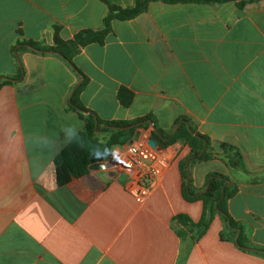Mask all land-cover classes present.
Instances as JSON below:
<instances>
[{"label":"crops","instance_id":"1","mask_svg":"<svg viewBox=\"0 0 264 264\" xmlns=\"http://www.w3.org/2000/svg\"><path fill=\"white\" fill-rule=\"evenodd\" d=\"M134 4L0 0V83L10 82L0 86V264H264V0H154L132 19L112 20L104 42L82 47L70 64L21 44L52 46L55 26L65 41L101 30L108 5ZM83 81L77 98L96 119L152 122L113 145L103 168L58 186L53 160L84 127L70 109ZM120 88L133 95L128 107ZM179 119L208 137L210 159L191 160L180 140L154 146L153 128L167 142ZM135 139L168 165L140 202L129 193L137 177L113 175L110 155ZM223 143L237 148L244 171L220 158ZM184 160L193 192L210 174L229 180L226 210L243 248L218 215L197 241L177 237V215L197 223L203 212L202 201L183 199Z\"/></svg>","mask_w":264,"mask_h":264},{"label":"trees","instance_id":"2","mask_svg":"<svg viewBox=\"0 0 264 264\" xmlns=\"http://www.w3.org/2000/svg\"><path fill=\"white\" fill-rule=\"evenodd\" d=\"M154 0H135V4L132 8L121 9L114 5H108V14L104 18L103 28L101 30H83L78 32L70 40H62L59 35V27H54L53 45L50 47L41 46L39 43L32 41H25L21 43L28 46L34 51L43 53V51L50 50L54 54L60 56L69 64L71 59L75 56L79 50L89 44L98 43L102 44L107 34L111 31L112 20H129L137 15L143 13L149 4ZM164 3H199V4H222L227 2H236L239 7H242L246 0H160ZM44 54V53H43ZM20 73L17 75V79L20 78ZM10 83L9 81H2L0 86ZM85 81L76 88L75 93L72 96L70 109L77 111L84 121V127L80 133H78L70 143L54 158L53 160V173L56 185H64L73 177H81L87 174L89 167L97 165L107 160L109 156L110 148L113 145L125 142L135 135L138 128L147 126V122H152L150 117H145L131 122H104L97 119V126H95V120L92 114H86L83 105L79 102L77 94L84 86ZM117 98L120 104L124 107H128L133 95L125 88H120L117 94ZM183 119L177 120L176 124L180 123ZM146 121V123H143ZM142 123L140 126H133L136 123ZM117 127V128H111ZM129 127V128H127ZM195 134L189 133L185 124L181 123L176 133L172 135L164 146H167L177 140H180L186 144L190 149L189 158L191 160H206L212 157V154L208 152L209 139L205 135L195 132L194 128H191ZM223 154L220 157L229 168L245 170L244 161L237 150L232 145L221 144L220 145ZM181 173V193L183 199L187 202L202 201L203 212L200 220L197 223L192 222L185 215H177L174 221L177 224L175 232L178 238H185L189 236L193 241H197L203 236L209 227L213 217L218 215L225 226V230L229 234L236 235L239 229L238 224L233 221L226 210V202L235 193L233 186L226 185L229 181L227 178L220 174H210L205 183V190L200 193L193 192L186 183L187 180V168L186 161H181L179 164ZM225 186L223 194L222 187ZM221 240H229L224 233L220 234ZM237 246L243 248L242 234L236 241ZM257 251V250H254ZM258 252V251H257Z\"/></svg>","mask_w":264,"mask_h":264},{"label":"built area","instance_id":"3","mask_svg":"<svg viewBox=\"0 0 264 264\" xmlns=\"http://www.w3.org/2000/svg\"><path fill=\"white\" fill-rule=\"evenodd\" d=\"M110 155L114 171L137 177L136 189H129V193L139 202L150 192L155 176L168 166L164 156L139 139L112 149Z\"/></svg>","mask_w":264,"mask_h":264},{"label":"water","instance_id":"4","mask_svg":"<svg viewBox=\"0 0 264 264\" xmlns=\"http://www.w3.org/2000/svg\"><path fill=\"white\" fill-rule=\"evenodd\" d=\"M43 53H47V54H52L54 53L53 51H50V50H46V51H43ZM86 114H89L87 111L85 112ZM94 120H95V126H97V119L94 117ZM143 123H146V121H144ZM142 123H136L134 125H131L129 127H133V126H140ZM184 124L186 125L189 133H191L192 135L195 136L193 130L189 127V125L184 122ZM181 125V123H179L177 125V127L175 128L174 132L172 133V135H174L177 131V129L179 128V126ZM127 127V128H129ZM111 128H117V127H111ZM153 131L154 133L152 134L151 136V141L152 143L154 144V146H157L159 149H161L164 145V142H165V139L162 138V136L159 134L158 130L156 128H153ZM98 168H103V165L102 164H97V165H92L91 167H89V170H94V169H98ZM117 174V172H113V175ZM186 183L188 184V164H187V180H186ZM231 183L228 181L226 183V185H230ZM224 188L225 186L222 187V194H223V191H224ZM238 233H240V230L238 229L237 230Z\"/></svg>","mask_w":264,"mask_h":264}]
</instances>
